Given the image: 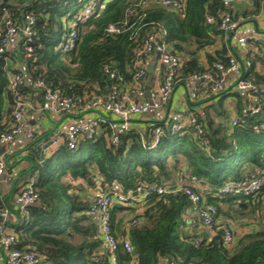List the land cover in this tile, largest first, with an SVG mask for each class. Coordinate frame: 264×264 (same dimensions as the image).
<instances>
[{"label":"trees","instance_id":"1","mask_svg":"<svg viewBox=\"0 0 264 264\" xmlns=\"http://www.w3.org/2000/svg\"><path fill=\"white\" fill-rule=\"evenodd\" d=\"M85 1L0 0V23L2 9L19 27L23 26L26 14L36 18L31 42L24 45L25 37L20 33L18 42L4 54L5 60L0 59V135L8 130L14 107V98L7 89V74H22L18 93L29 101L34 98L41 106L43 91L33 88L36 82L73 99L108 95L115 80L105 75L104 67L130 81L141 40L163 28L168 45L184 57L181 68L184 80L191 73H202L205 67L212 71L215 63L227 62L229 39L222 42L220 49L205 51L216 39L226 38L218 28L220 15L227 14L237 23L240 18L257 15L264 6V0H252L253 10L248 11L240 8L243 3L224 6L220 0H185L182 17L155 2L142 5L140 0H102L101 14L79 26L77 46L62 55L57 50L61 19L68 13L70 17ZM234 6H238L236 10ZM208 16L214 19L213 24L206 23ZM112 24L119 26L121 32L108 34L106 28ZM129 37L136 40L128 42ZM263 59L264 48L239 58L243 75L253 78L257 85H264V73L255 70V64L264 67ZM220 96L225 93L205 102ZM240 106L237 100V111ZM204 114L205 118H200L203 134L197 139L186 133L171 135L168 116L164 121L135 119L133 123L145 128L120 135L117 146L108 144L105 135L110 134V129L104 124L98 136L90 139L83 136L73 150L62 144L47 158L40 144L52 134L34 132L32 138L26 139L23 150L3 155L11 180L6 182V193L0 191V209H8L15 218L6 223L15 237L13 249L31 248L41 256L39 264H106L107 255L97 226L85 214L89 203L73 192L71 182L81 181L87 186L98 182L101 193L117 184L123 193H128L140 184L158 185L170 180L181 156L187 163V177L208 189L204 199L215 208L217 219L225 222L249 219L259 225L258 230L228 248L220 231L209 233L202 227L192 234L187 232L185 215L191 202L183 193L154 195L140 217L142 223L129 225L127 239L132 251L127 253L118 246L117 264H132L133 259L135 264H264V184L255 196H243L240 192L215 196L226 184L248 183L264 169V134L251 130L253 122L249 121L244 128L228 129L214 124L207 112ZM217 114L227 121L224 112ZM158 130L162 132L158 142L148 147ZM170 161L175 162L172 168ZM30 180L37 201L25 209L24 215L12 202ZM77 187L80 191L81 187ZM136 218L139 217L133 209L116 206L111 212L113 234H120L117 237L121 238L127 224Z\"/></svg>","mask_w":264,"mask_h":264},{"label":"built area","instance_id":"2","mask_svg":"<svg viewBox=\"0 0 264 264\" xmlns=\"http://www.w3.org/2000/svg\"><path fill=\"white\" fill-rule=\"evenodd\" d=\"M224 6L241 0H220ZM157 3L160 7L167 10H174L183 17L185 11V0H140L139 4L146 5ZM104 9L102 0H87L82 7L74 12L70 17L69 13L61 19L62 33L58 38L57 50L62 55L69 53L77 46L79 42V26L86 23L93 16H98ZM0 23V59L5 60L4 54L8 49L16 44L20 39V33L25 37L27 45L35 35L33 27L36 18L33 14L24 16L23 26L19 27L12 21L5 9L1 10ZM132 11L128 12L131 15ZM215 21L211 16L206 19L207 24H213ZM218 28L225 34V39L230 33H234L237 23L232 18L223 14L217 20ZM108 34L121 32L119 26L109 25L106 28ZM136 38L129 37V41H135ZM236 46L243 51L250 52L251 55L259 52V48H264V39L259 36L238 37ZM227 49L230 48L228 42ZM26 51L31 52L29 46ZM151 59L153 65V77L155 85L150 91V96L145 97L144 85L147 77V67ZM226 63H215L212 71L205 67L202 73H191L182 78V64L184 57L174 52L166 42V31L161 29L159 32H152L140 42L137 50L134 69L130 81H126L118 75L115 70L104 67L103 71L110 80L120 85L121 92L117 98L110 94L91 98L73 99L64 97L53 92L49 87L41 82L33 84V88L43 91V109L54 115L65 114L70 117L90 115L93 116L84 121L70 122L63 131L52 134L48 140L42 141L40 149L44 157L52 156L62 144L67 149L76 148L80 138L86 136L93 138L100 134L101 125H108L110 134L107 137L110 146H117L119 136L134 127L135 119L145 118L151 112H157L168 105L170 98L176 88H183L187 103L196 102L198 99H208L216 97L220 93L232 95L235 91L236 98L241 101L239 111H234L230 117V128H244L251 123V130L256 134H264V85H257L253 78H246L241 70L240 60L231 48L226 53ZM246 67L250 63L246 62ZM153 79V78H152ZM23 83L22 74H7V89L14 98V107L11 114V121L8 130L0 135V149L9 145L16 137L23 136L26 139L32 138L34 131L26 126V117L28 111L32 108V103L26 97L18 93L19 87ZM202 97V98H201ZM190 102V103H189ZM191 105V104H190ZM190 107V106H189ZM174 109L167 112V122L169 124V133L171 135L190 134L197 139L203 134V126L200 123V117L192 108ZM169 110V109H168ZM166 119V118H165ZM160 121V120H159ZM141 130V129H139ZM161 131H156L148 147H153L161 135ZM144 146V142L142 141ZM11 176L6 174V164L3 154H0V191L3 182H9ZM198 182L190 179V185L179 182L175 186L169 184L138 185L133 191L123 193L120 186H113L104 193L96 195L90 202L85 214L95 219L98 229L101 246L107 255L106 264H117L115 253L118 246L131 253L132 248L127 239L128 227L142 223L145 211L149 208L152 196H165L168 194L183 193L191 202L189 211L193 212L197 221L209 233L222 231L224 245L228 248L234 246V231L231 223L216 218V211L212 205L206 204L204 196L208 193L207 188L199 187ZM264 184V169L260 174L254 177L250 182L240 186L233 183L226 184L219 189L215 196L240 192L243 196H255ZM33 180L24 186L21 192L14 197L13 205L26 215L25 209L37 201V194L32 187ZM81 188L84 183L76 184ZM172 187H174L172 189ZM123 209H133L137 217L127 224L124 235L121 238L113 234L111 227V212L116 207ZM10 212L8 209H0V264H39L41 256L31 248L13 249L12 245L15 237L12 231L6 227ZM135 264V260H132Z\"/></svg>","mask_w":264,"mask_h":264},{"label":"crops","instance_id":"3","mask_svg":"<svg viewBox=\"0 0 264 264\" xmlns=\"http://www.w3.org/2000/svg\"><path fill=\"white\" fill-rule=\"evenodd\" d=\"M236 4H242L240 7L241 9H247L248 11L253 10L252 0H241L240 2H237ZM237 7L238 6H234L233 10H236ZM254 35L259 36L262 39H264V6L262 8H260L257 15L252 16L250 18H246L245 20H243L241 18L238 19L237 28H236L235 32L233 33V35L227 37V39H229V42H230L229 43L230 47L237 53L239 58H241V59L245 58V56H247V52L240 50L236 46V38H238V37H249V36H254ZM224 41L226 42L225 38L222 41L220 39H216L214 44L210 47H207L205 51L207 53H211L214 50L220 49L222 46V42H224ZM201 53L202 52H200V54ZM154 64L155 63L151 59V62L149 65H154ZM255 70H256V72H258L260 74L264 73V67L262 65H260L259 63L255 64ZM152 78L153 79L151 81V86L153 88L155 85V77H153V75H152ZM120 92H121L120 85H118L116 83H115V85L112 84V88L109 91V94L111 96H113L114 98H117L120 95ZM227 97L231 98V95L225 94V96L213 98V99L206 101V102H205V99H198L196 102H193L190 105L187 103V98L184 95L183 88L179 87V88H176L175 92L173 93L172 97L170 98V100L168 102V105L165 108H163L157 112H151L149 114V116L145 117L144 119L143 118H140V119L138 118V119L144 120V121L163 120L167 117L168 111H172L174 109L185 108V106H187V107L190 106L189 108H192L194 111H196L200 118H205L204 112H207V115L212 119L214 124H222L223 127H226L228 125L227 121L224 122L223 118L219 117V115L217 113L218 112L219 113L224 112V114L227 115V117H228V112H229V113H231L230 114V116H231L234 111L237 112V109H236L237 100H239V102L241 104V101L238 97L232 98V100L229 101L230 103H228L226 105L223 103H220L221 98H227ZM31 103H32V108L28 111V114L26 117V126H27V128L32 129L35 133L48 132L51 134H55L57 132L63 131L65 129V127L70 122L80 121V120L81 121L88 120L93 116L92 114L84 115L82 117H80V116L70 117L68 115H54V114H51V113L47 112L46 110H44L43 106H41L39 103H37L34 98H32ZM213 108L215 109L216 114L213 113V111H212ZM133 125H134V127H137L141 130L143 128H145L144 125L137 124V122L133 123ZM26 142H27L26 138H24L23 136L16 137L9 145L4 147V152L2 154L6 155V154L13 153V152H18L19 150L21 151V150H23V147L25 146ZM174 163L175 162H173V161L169 162L170 168L173 167ZM186 166H187L186 161L181 156H179V163H178V167H177L175 173H173L172 178L170 180H168L164 183L169 184L170 186H175L179 182H181L185 185H190V179L187 177L186 172H185ZM80 183H83V182H81V181H72L71 182L72 185H76V184H80ZM197 185H199V187L202 186L200 183H198ZM77 186L75 188H73V192L79 193L81 195V197L84 198L88 203L96 195L101 193L98 182H96V184L94 186L85 185L84 187L81 188L80 191H78L79 188ZM7 189H8L7 183L3 182L1 185L2 193L5 194ZM185 216H186V228L185 229L187 230L188 233L192 234L194 231H196L198 229H200V230L202 229V226L199 223H197V217L193 212L187 210ZM90 218L95 223V219H93L92 217H90ZM14 219L15 218L12 215L9 218L10 221H13ZM228 222L231 223L233 231H234V241H235L234 245H236L242 237L252 233L253 231H257L259 228V225L252 222V220H249V219H248V221H245V222H242V221L241 222H232L229 220H228ZM124 223L125 222H123V224ZM117 236H120V234H118Z\"/></svg>","mask_w":264,"mask_h":264},{"label":"water","instance_id":"4","mask_svg":"<svg viewBox=\"0 0 264 264\" xmlns=\"http://www.w3.org/2000/svg\"><path fill=\"white\" fill-rule=\"evenodd\" d=\"M233 35V33H230L229 36ZM152 73H153V65H149L147 67V77H146V81H145V85H144V91H145V97L148 99L150 96V91H151V81H152ZM4 152V149L1 148L0 149V154H2ZM174 187H172L173 189ZM221 234L222 231H220Z\"/></svg>","mask_w":264,"mask_h":264},{"label":"rangeland","instance_id":"5","mask_svg":"<svg viewBox=\"0 0 264 264\" xmlns=\"http://www.w3.org/2000/svg\"><path fill=\"white\" fill-rule=\"evenodd\" d=\"M234 97H236V96H235V91H233V93H232V95H231V98H230V97H227V98H221L220 103H223V104L226 105V104L230 103L229 101H231L232 98H234ZM212 111H213L214 114H216L214 108H213ZM230 114H231V113L228 112V120H227V124H228V125L226 126L228 129H231V128H230V125H229V120H230L229 117H231ZM73 187L75 188L76 185H73ZM73 187H72V188H73Z\"/></svg>","mask_w":264,"mask_h":264}]
</instances>
